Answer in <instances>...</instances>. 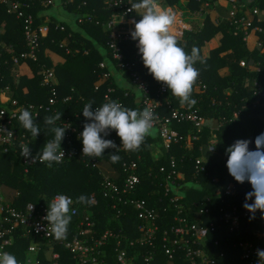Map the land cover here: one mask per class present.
Segmentation results:
<instances>
[{"label": "trees", "instance_id": "16d2710c", "mask_svg": "<svg viewBox=\"0 0 264 264\" xmlns=\"http://www.w3.org/2000/svg\"><path fill=\"white\" fill-rule=\"evenodd\" d=\"M21 1L26 6L25 12L33 15L36 27L49 17L50 31L49 35L39 40L38 60L29 63L32 76L29 78L26 75H19L13 58L21 60V54L28 50L24 20L18 19L15 13H8L9 5H4L0 1V95L8 90L7 94L11 98L9 103H2L0 100V111L9 112L23 106L27 108L33 106L38 112L37 117L33 115L41 132L37 138L18 124L20 133L25 134L28 139L32 155L39 153L44 144L54 138L50 126L44 123L45 117L59 114L62 118L56 121L57 126L64 128L65 123H70L82 133L84 124L89 122L84 118L82 110L89 102H93V111L95 107L111 101H120L126 108L142 111L144 107L140 103L144 94L131 82V72H137L148 83L150 90L148 96L151 100L163 101L162 106L157 110L161 117L170 115L174 109L194 112L206 119L208 127H212L214 122L217 123L218 130L212 132L206 128L199 135L191 122H175L172 127L181 139L173 144L168 152L158 135L156 137L150 135L138 151L127 154L121 149H106L103 156L95 159L99 160L103 167L106 165L110 170L115 171L116 177L123 174L121 166L125 160L140 159L138 173L142 178V184L138 187L136 195L132 197L152 198L156 201L161 198L165 200V197L162 194H152V189H159L156 184L161 182V176L158 179L149 176L153 167L166 165L170 157L174 156L179 162V167H183L184 172L190 178L195 172L196 161L202 159L205 160L203 166L209 175L201 173L198 179L187 180L186 183L189 186L183 187L181 202L188 211L187 215L191 218L190 220H196L195 213L198 209L194 206L195 203H198L200 207L207 197L217 196L218 187L230 183L239 187L238 194L231 198L232 203L240 206L241 209L244 208L246 194L252 191V186L248 182L243 185L237 183L229 174L226 150L237 140L251 141L255 150V138L264 133L263 99L253 95L252 86L253 82H260L264 85V32L254 37L255 43L251 48L250 43L245 40L244 28L242 26L238 28L235 21L240 19L248 8L251 10L257 8L264 16V0H252L249 3L247 2L249 0H236L235 3H231V5L235 4L239 10L235 18H231V7H229L227 16L216 19L210 17L209 11L214 8L218 0H157L161 6L171 7L179 13L191 26L182 39H178V44L188 54H191L193 48L199 50L200 60L194 65L199 71V76L193 88L192 99L196 101L193 105H182L179 98L171 95L168 87L166 93H161V87L165 84L157 82L144 66L137 46L138 41H134L132 37L122 41L119 45L125 55L124 61L134 66L130 71H124L125 73L118 67L119 62L113 58L108 46L110 33L104 26L113 13L108 9L105 0H74L68 6L56 8L46 7L45 0ZM207 4L209 6H206ZM57 8H62L69 14L67 19L60 18L62 11ZM134 16L137 17V22L141 19L137 13ZM195 16L204 17L202 26L199 28L192 24ZM260 23L264 31V18ZM61 26L64 30H61ZM213 40H218L219 44L212 48L209 55H205L203 48ZM257 41L262 42L263 45L258 47ZM45 50L57 53L65 61L53 65L50 57L44 55ZM102 62L107 65L112 64L113 67L110 70V66L108 69H102L100 67ZM242 62L245 64L242 65ZM44 67L45 70L54 69L59 80V85L55 87L57 102L54 105L49 104L52 96L51 87L43 83ZM105 72L110 74L112 72V76L97 86L101 75ZM123 74L126 77L123 80L125 82L120 81ZM106 95L110 97L109 101L105 99ZM67 97H70V100L65 101ZM32 112L34 110H31ZM213 133L217 136V145L215 152L209 151V154L206 148ZM189 135L198 138L189 143L187 140ZM102 138L112 140L117 148H120L122 144L115 132ZM62 145L74 152V159L66 163L54 164L52 168L37 162L28 167V172L18 155H0L3 183L8 189L20 193L16 205L22 207L27 203H35L39 206L46 204L45 202L56 194H67L77 202L82 209V215L94 214L93 220L98 223L97 230L100 235L107 229L119 228L114 222L107 225V216H114V213L108 207L110 202L102 195L100 172L93 169L79 155L80 147L83 146L82 140H77L75 137L71 142L65 135ZM153 146L161 150V157L158 161L154 160ZM111 154L118 155L119 159L113 162ZM210 176L218 177L220 185H214ZM186 183L183 182V184ZM81 195L90 202H79L78 197ZM91 196L96 197L98 204L91 203ZM248 202H254V198L253 201ZM121 207L124 206L121 205ZM159 213L162 219L161 228L170 226L172 217L175 215L173 210L164 212L160 209ZM262 216L264 214L254 221L245 220V227L240 234L221 232L217 236L214 235V238L212 237V239H220L223 243L226 254L225 258L221 259V264H250L249 261L242 259L241 251L232 246L233 242L246 240L254 242L255 259L259 261L257 250H264V218ZM136 219V213L129 212L122 218L120 226L124 228V231L129 232L131 224ZM78 221V218H73L70 225L74 226V223ZM253 230L259 231L262 237L252 235ZM22 242H18L16 247L10 249L25 257L27 242ZM106 249L112 253L111 247ZM65 254L68 255L66 252ZM159 257L161 263L164 264L166 257L163 250L159 251ZM182 257L183 254L178 252L177 264L182 263Z\"/></svg>", "mask_w": 264, "mask_h": 264}, {"label": "built area", "instance_id": "2783aa9c", "mask_svg": "<svg viewBox=\"0 0 264 264\" xmlns=\"http://www.w3.org/2000/svg\"><path fill=\"white\" fill-rule=\"evenodd\" d=\"M0 1L4 5H9L8 13H15L18 19L24 20L28 50L21 54V60L14 57L13 63L18 68L19 75H25L23 72L24 66H29L30 61L35 62L39 58V40L43 38L44 32L47 33H45L46 36L49 35L50 27L48 23L50 19L49 17L46 18L45 28L40 25L36 27L33 15L25 12L26 6L21 0ZM135 1L105 0L108 9L113 11L104 24L108 28V33H110L108 46L113 58L119 62L118 67L123 72L126 70L130 71L134 66V64L124 61L125 55L122 53L119 43L128 40L131 37V32L135 30L132 21H137V17L134 16L136 12H129L131 3H135ZM73 2L74 0H45V6H52L53 8L64 7ZM229 2L235 3L236 0H230ZM206 6H209V4ZM160 7L173 11L171 7L165 8L161 5ZM238 11L236 5L233 4L232 8H230L231 18H235ZM259 14L260 11L254 9L250 13H244L240 19L235 21L238 28L240 26L244 28L245 40L248 42L252 37L254 38L264 32L261 21L258 18ZM175 15L174 33L177 39H182L184 33L190 30V27H188L181 15H178L180 19H178L176 13ZM60 28L64 30L63 26ZM257 44L258 47L263 45L262 42L258 41ZM244 64L242 62V65ZM108 66H110L109 70L113 67L112 64L107 65L105 62L100 64L102 69H108ZM43 76L44 85L51 87L52 90L49 104L54 105L57 102L55 87L59 85V80L53 69L45 70V67ZM101 76L100 80L105 81L112 76V72L111 74L105 72ZM131 82L144 94L140 104L144 108H151L155 113L157 119L154 128H158V136L162 139L163 146L167 152L170 151L173 144L178 143L181 139V136L172 127L175 122H191L199 135L206 128H209L212 132L218 130V128L208 127L206 119L194 112L174 109L170 115L161 117L157 110L162 106L163 101L151 100L148 96L150 92L148 83L137 72H131ZM252 86L253 95L262 97L264 104V85L260 82H253ZM160 91L162 94L166 93L167 85H163ZM7 92L8 90L0 95V100L2 95L7 99L6 102L1 100L2 103L11 101ZM105 99L109 101L110 97L106 95ZM68 100H70V97L65 98V101ZM117 102L124 106L122 102ZM15 103L14 105H16ZM20 109H27L30 112L34 110L32 112L34 117L38 115L33 106L28 108L23 106L9 112L7 110L0 111V155H18L28 172V167L33 164L21 156V146L28 145L29 142L26 135L20 133V127L18 126L20 124L18 120ZM64 128L67 129L66 137L69 141L72 142L75 137L80 140L81 133L78 128L73 127L70 123H65ZM8 132L12 133V137L8 135ZM113 132L115 131H111L110 134ZM196 138L198 137L189 135L187 140L191 143ZM210 139L213 140L208 141L207 148L209 150L214 148L210 152H215L217 145L216 134L213 133ZM120 147H122V144H120ZM61 148L65 153V159L62 163L74 159L72 150L67 149L64 145H61ZM152 149L154 160L158 161L161 157V150L154 146ZM249 149L254 150L251 143ZM125 152L129 153V151ZM79 155L93 169H97L100 172L102 177V195L110 202L108 207L114 213V216H107V225H111L114 222V224H117L115 226L119 228L107 229L100 235L97 230L98 223L93 220L94 214L85 213L82 215V209H80L77 202L71 196L62 194L71 201L70 208L74 211L72 219L78 218L79 221L74 223V226L69 225L64 239L56 240L53 236L47 235L48 222L44 220V217L47 215L48 203L61 194L54 195L49 201L45 202L46 204L43 203L38 206L35 203H27L22 207H18L16 200L20 193L6 187L3 183L0 169V253L8 252L14 255L18 264H162L159 251L163 250L166 257L164 264H177L176 255L178 252L183 254L181 264H221V259L225 258L226 254L223 243L220 239H212V237L214 238V235L217 236L221 232L240 234L245 227L244 221L250 220L251 214L231 201V198L235 197L239 191V187L234 183L218 187L217 196L214 198L207 197L200 207L198 203H195L194 206L198 209L195 213L196 220H190L191 218L187 215L188 211L181 202L184 192L183 187L188 186L187 180L198 179L201 173L209 175L203 166L205 160L199 159L196 161L195 172L190 178L184 172L183 167H179V162L174 156L170 157L166 165L153 167L149 176H153L155 179L161 176V182L156 184L159 189H152V194H162L165 197V200L161 198L156 201L152 198L138 199L132 197L136 195L138 187L142 184V178L138 173L140 159L137 161L132 159L125 160L121 166L123 174L120 177H116V172L109 168L105 169L99 160L93 157H84L83 146L80 147ZM211 178L214 185H220L218 177ZM183 182L186 184H183ZM90 199L93 205L98 204L95 196H91ZM121 205L124 207H121ZM160 209L164 212L173 210L175 213L172 217V224L164 229L160 226L162 221L160 219ZM129 212L136 213L137 219L133 221L130 226L131 229L127 232L120 225L122 218ZM260 215L262 213L257 212L255 219H251V221L256 220ZM252 235L259 238L262 237V234L257 230H253ZM21 241L27 242V249L24 251L25 257H22L19 253L16 254L13 249H10L16 247V244ZM232 246L241 251L242 259L249 261L250 264H259V261L255 259L256 249L254 242L247 240L236 241L232 243ZM107 247H111L112 253L106 249Z\"/></svg>", "mask_w": 264, "mask_h": 264}, {"label": "clouds", "instance_id": "9594fccd", "mask_svg": "<svg viewBox=\"0 0 264 264\" xmlns=\"http://www.w3.org/2000/svg\"><path fill=\"white\" fill-rule=\"evenodd\" d=\"M135 11L141 19L132 21L135 30L131 32L134 41H138L139 53L142 55L144 66L157 82L167 85L172 96L179 98L182 105H193L192 99L194 85L198 79L199 71L194 67L200 60L199 50L193 48L191 54L179 46L174 33L176 15L171 9H162L157 0H139L131 3L129 12ZM82 114L89 121L84 124L80 134L83 144V156L99 158L106 149H123L125 151H138L147 137L152 134L157 117L151 108L133 110L122 106L117 101L104 103L95 107L89 102L83 107ZM62 117L59 114L44 118V123L50 126L54 138L48 140L41 151L32 155L29 145L21 146V156L31 164H46L52 168L65 159L61 148L67 129L57 126L56 121ZM20 125L33 137H38L39 124L33 114L27 109H20L18 116ZM115 131L122 142L117 148L112 140L105 139L111 131ZM12 137V133L8 132ZM251 141L237 140L226 150L228 155L227 168L234 180L243 185L248 182L252 191L246 194L243 205L255 219V214H264V133L255 138V150H250ZM214 148L210 149L212 151ZM113 162L119 159L116 154L110 155ZM254 202L249 203L248 201ZM79 202H90L83 195L78 197ZM71 201L65 195H57L48 203L47 215L44 220L48 222L47 235L56 240L66 237L74 211L70 208ZM264 218V216H262ZM259 264H264V250H257ZM0 264H18L16 257L8 252L0 253Z\"/></svg>", "mask_w": 264, "mask_h": 264}, {"label": "rangeland", "instance_id": "374dc122", "mask_svg": "<svg viewBox=\"0 0 264 264\" xmlns=\"http://www.w3.org/2000/svg\"><path fill=\"white\" fill-rule=\"evenodd\" d=\"M160 5V4H159ZM230 7L232 8V5H230ZM57 9H59V10H61L62 11V13H61V15H60V18H62V19H67V17L69 16V14H67L62 8H57ZM174 11V10H173ZM175 12V11H174ZM176 14H177V16L178 15H180L179 13H177V12H175ZM178 19H180L179 18V16H178ZM183 20L184 21H186L184 18H183ZM204 21V17L203 16H199V17H196L195 16V18L193 17V19H192V24L193 25H195L197 28H199L200 26H202V22ZM82 22V21H81ZM49 23H50V20H49ZM176 24V23H175ZM58 25H60V23H58ZM40 26L41 27H43V28H45V22H43L42 24H40ZM106 30H107V32H108V28H107V26H106ZM46 32H44V35H43V37H45L46 36V34H45ZM64 43V45H65V43H66V40L63 42ZM219 44V42H218V40H213V41H211V42H209L204 48H203V52H204V54L205 55H208L209 53H210V51H211V48H213V47H216L217 45ZM46 51V52H45ZM44 51V55H47V56H49L50 57V59H51V61H52V63H53V65H55L57 62H60V63H62V62H64L65 61V59L62 57V56H60V55H58L57 53H54V52H52V51H49V50H45ZM67 52H68V50H67ZM53 56V57H52ZM54 70V69H53ZM31 75H32V73H31ZM29 77V76H28ZM31 77V76H30ZM29 77V78H30ZM122 78V79H121ZM121 78H119V79H121L120 81H123L124 80V78H126L125 77V74H123L122 76H121ZM100 83H98V84H101V82H103V81H99ZM119 82V81H118ZM123 82H125V81H123ZM1 100L2 101H4V102H6L7 101V99H6V97L4 96V95H2L1 96ZM153 137H156L157 135H158V128H153V130H152V134H151ZM213 139H209V141H212ZM189 186V185H188Z\"/></svg>", "mask_w": 264, "mask_h": 264}, {"label": "crops", "instance_id": "0c3cea01", "mask_svg": "<svg viewBox=\"0 0 264 264\" xmlns=\"http://www.w3.org/2000/svg\"><path fill=\"white\" fill-rule=\"evenodd\" d=\"M250 1H252V0H249V1H247L248 3L250 2ZM230 5H231V3L229 2V1H226V0H218V1H216L215 2V4H214V8L212 9V10H210L209 11V14H210V17L212 18V19H216L217 17H219V18H222V17H224V16H227V12H228V9H229V7H230ZM257 9V8H256ZM259 10V9H258ZM253 10H251V9H247V13H250V12H252ZM260 11V10H259ZM258 18H259V20L261 21L262 20V18H264V16L262 15V12H260V14H259V16H258ZM187 23V22H186ZM187 25H188V27H190V29H191V26L187 23ZM249 43H250V46H251V48L254 46V43H255V40H254V38L252 37L251 39H249ZM214 48V47H213ZM211 50H212V48H211ZM209 55V54H208ZM53 57V56H52ZM58 63H60V62H57L56 64H58ZM30 66H28V65H25L24 66V68H23V72L25 73V75L28 77H30V76H32L31 75V71H30ZM212 127L213 128H217L218 127V125H217V123H215L214 122V124L212 125ZM207 147H208V145H207ZM206 149H208V148H206ZM208 151V153H209V149L207 150ZM210 154V153H209ZM104 168L105 169H108V167L105 165L104 166Z\"/></svg>", "mask_w": 264, "mask_h": 264}]
</instances>
